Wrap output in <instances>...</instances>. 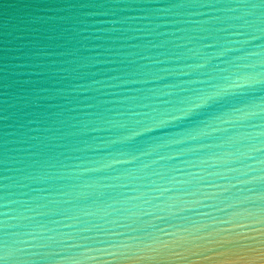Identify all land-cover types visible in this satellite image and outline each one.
<instances>
[{
    "label": "water",
    "instance_id": "obj_1",
    "mask_svg": "<svg viewBox=\"0 0 264 264\" xmlns=\"http://www.w3.org/2000/svg\"><path fill=\"white\" fill-rule=\"evenodd\" d=\"M0 264H264V0H0Z\"/></svg>",
    "mask_w": 264,
    "mask_h": 264
}]
</instances>
